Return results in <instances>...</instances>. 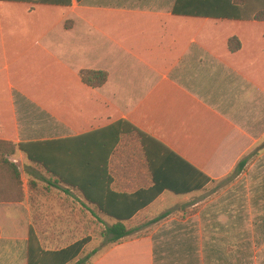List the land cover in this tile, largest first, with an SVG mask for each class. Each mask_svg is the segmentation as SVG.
<instances>
[{"label":"crops","instance_id":"crops-1","mask_svg":"<svg viewBox=\"0 0 264 264\" xmlns=\"http://www.w3.org/2000/svg\"><path fill=\"white\" fill-rule=\"evenodd\" d=\"M238 1L264 9V0ZM176 2H0V140H61L125 121L178 157L173 160L177 172L166 179L177 180L179 187L187 186L189 179L199 183L200 174L211 180L201 190L180 195L164 190L125 223L130 234L129 224L152 210L165 214L170 201H187L189 214L184 209L153 223L162 222L145 235L122 239L92 264H264V21L174 15ZM41 9L65 15L54 19L50 29L40 31L33 22L24 26L27 15L34 18ZM223 22L231 26L217 25ZM52 31L77 42L69 58L58 54L56 45L45 43ZM230 38L240 42L234 53L228 50ZM94 46L102 52L91 67L73 65V50ZM82 69L107 72V82L97 89L83 85L78 76ZM246 157L250 160L238 181L214 193L212 184L226 179ZM8 160L20 172L22 198L0 201V264H27L30 228L42 248L53 251L69 246L55 248L66 234H42L46 227H71L73 219L85 227L114 223L23 153ZM22 166L29 172L32 166L40 169L56 186H40L29 179L32 173H22ZM109 175L116 193L152 187L137 138L119 142L109 158ZM29 181L34 183L31 189ZM189 223H206L210 232L200 234L198 226L184 230ZM234 227L241 230H230ZM243 230L249 235L239 234ZM178 239L191 245L171 254L156 248V242ZM220 239L225 245L217 247L214 243Z\"/></svg>","mask_w":264,"mask_h":264},{"label":"trees","instance_id":"trees-1","mask_svg":"<svg viewBox=\"0 0 264 264\" xmlns=\"http://www.w3.org/2000/svg\"><path fill=\"white\" fill-rule=\"evenodd\" d=\"M80 1V0H76ZM0 2H22L52 6H70L71 0H0ZM174 15L192 17H211L213 19L236 21H264V9L247 6L238 0H219L217 4H183L177 0L173 8ZM66 23L65 27L67 28ZM230 52L240 49V42L230 38L227 43ZM78 76L83 85L92 89L102 87L108 79L105 71L82 69ZM137 138L146 158L148 170L153 179L152 187L132 194H121L111 189L109 158L124 138ZM17 152L23 153L27 160L55 178L56 182L76 189L89 204L106 217L114 220L103 236L117 245L130 232L126 226L138 212L150 205L164 191L180 195L203 189L210 179L200 174V181L193 183L189 179L187 186H178L177 180H168L167 176L177 172L175 161L178 157L156 140L146 136L125 121H118L88 134L61 140H47L13 144L0 140V201H16L22 198V182L17 166L8 160ZM163 154V155H160ZM164 154H169L165 158ZM250 158L242 159L227 178L238 177L246 168ZM196 172V170H195ZM31 189L34 183L29 181ZM3 193V194H1ZM165 213L151 223L167 218ZM90 242L89 237L58 250L42 248L33 228L28 234L27 264H83L80 257Z\"/></svg>","mask_w":264,"mask_h":264},{"label":"rangeland","instance_id":"rangeland-1","mask_svg":"<svg viewBox=\"0 0 264 264\" xmlns=\"http://www.w3.org/2000/svg\"><path fill=\"white\" fill-rule=\"evenodd\" d=\"M50 10L41 9L39 10L38 15H36V17L34 18H32V16L28 14L27 15L28 18H26L23 21L24 26H26L28 23L30 24L33 22L34 26L40 31L42 29H50L51 25L54 23V19H60L65 15L64 11H57V10H52V9ZM43 15H45L46 19L43 18ZM217 25H219V27H223V26L230 27L231 26L229 23H226V22H223L222 25H220V23ZM24 34L25 35L28 34L26 29L24 31ZM35 34H38V33H35ZM66 39L63 36H61L58 32L52 31L46 38L45 43L56 45L58 54L65 55L66 58H69L70 54L72 53V52H69V49L72 44L77 45L76 44L77 42L72 43V42L67 41ZM73 52L75 53V54L73 53L74 54L73 59H72L73 65L75 66L82 65L83 67H91L93 65L92 62H94L95 58L102 52V48L97 47V46H94L93 49L90 48L88 50L87 49L82 50V48L81 49L79 48V49L73 50ZM71 86H73L74 88V85H71ZM75 89L77 91L79 90L77 88ZM30 168L32 170L31 172L27 171L26 168H24L23 166L21 167L23 174L30 175L29 173H32V177L28 176L29 179L37 180L38 184L42 187L56 186L55 183L51 180V178L45 175L43 171H41L40 169L34 166ZM236 181H238L237 177L236 178H226L216 184H212V187H211L213 188L212 191L214 193L215 192L219 193L221 190L225 189L227 186L233 185ZM168 197L170 198V196ZM188 204L189 203L187 201L186 202L170 201L167 207L165 206L164 213H171L172 215H175V213L177 212L181 214L182 211L186 210L185 214L188 215L190 212L188 209H186V207H189ZM203 204L204 203H202L201 206H203ZM159 212L160 210H152L145 215L144 214L140 215L138 219H136L135 221H133L131 224L128 225V227L130 228L132 232L127 237L129 238L140 237L156 229L162 222L158 224H151V220H154L157 217H159L158 215ZM72 214H73V217H75L77 212L74 211ZM78 223L79 221H76V219H73L71 227H66V226L65 227L63 226L46 227L43 229L42 234H46L48 236L49 235L60 236V234H66L65 241H62L61 243H59L55 248L65 247L67 245L74 243L75 241H78L90 235L89 237L90 242L85 247V250L80 258L82 260H85L83 264H92L94 261H96V259H98L99 256H101L104 252H106L108 249L112 247V244L107 240V237L103 236V232L109 226L106 223L104 224L102 223V225H100L98 222H95L94 224H91L88 227H85V226H81L80 223L79 224ZM193 227L194 228L197 227V230H199L200 234H209L210 232L209 226L206 223L205 224L202 223L201 225H197V223H189L187 225H184L183 229L191 231ZM225 228L226 226L223 225V229ZM175 229H177V227H175L174 230ZM230 230H237L238 232L239 230H241V228L234 227V228H231ZM239 234H248V233L247 231L243 230L242 233H239ZM221 240L222 239H220V242L218 243L215 242L214 245H216L217 247L221 245L224 246L225 245L224 243L219 244L222 242ZM184 245H191V244H189V242L184 239H181V240L178 239L177 241L174 240V241L159 242V243L156 242V248H159L161 246L160 251H163L166 254H171L172 252L178 250L179 248L182 250L184 248L183 247ZM211 245H213V243ZM202 264H207L206 260H203Z\"/></svg>","mask_w":264,"mask_h":264}]
</instances>
